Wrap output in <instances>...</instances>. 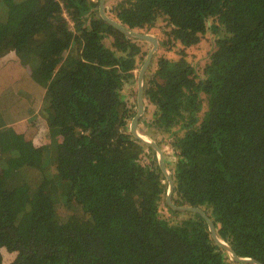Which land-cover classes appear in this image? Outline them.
<instances>
[{
  "label": "trees",
  "instance_id": "16d2710c",
  "mask_svg": "<svg viewBox=\"0 0 264 264\" xmlns=\"http://www.w3.org/2000/svg\"><path fill=\"white\" fill-rule=\"evenodd\" d=\"M108 1V16L158 39L137 128L170 140L172 161L157 144L171 202L264 264V0ZM98 5L0 0V58L14 55L5 105L23 98L21 67L40 101L31 122L28 105L0 106V264H253L167 204L156 151L130 133L137 97L124 102L148 42Z\"/></svg>",
  "mask_w": 264,
  "mask_h": 264
},
{
  "label": "water",
  "instance_id": "95a60500",
  "mask_svg": "<svg viewBox=\"0 0 264 264\" xmlns=\"http://www.w3.org/2000/svg\"><path fill=\"white\" fill-rule=\"evenodd\" d=\"M105 1L106 0H99V5H98V11H99V15L100 17L107 22L108 24H110L111 26L115 27L116 29H118L119 31H121L122 33L126 34L127 36L133 37V38H137L139 40H143L148 42V44L150 45L149 50L147 51V54L144 58L143 63L141 64L139 70H138V74H137V82H136V86H137V112L135 113V115L132 117L131 122H130V133L137 138L139 141H141L142 143L151 146L157 153V157H158V164L159 167L162 171V173L164 174V176L166 177V181H167V193H166V202L167 204L176 211H180V212H193V213H198L200 214L206 221L211 237L213 238V240L220 245L222 248H224L228 255L231 257V259L233 261L236 262H241V263H253V264H261L260 262H258L256 259L251 258V257H240L238 256L234 250L227 244L225 243L223 240H221L215 231L214 225L212 223V221L208 218V216L204 213L203 210H201L200 208L197 207H191V206H176L171 202V194L173 192L174 189V183H173V179L171 176V172L167 169L165 162H164V154L162 149L158 146V144L154 141H151L147 138H145L143 135L140 134L138 128H137V124H138V120L140 118V116L143 113L144 110V105H143V77L144 74L147 70V67L151 61L152 56L154 55V53L157 51L159 43L157 40V37L150 34V33H141V32H137L134 30H131L127 27H124L123 25H121L120 23H118L117 21H115L114 19H112L110 16L107 15V13L105 12Z\"/></svg>",
  "mask_w": 264,
  "mask_h": 264
},
{
  "label": "rangeland",
  "instance_id": "374dc122",
  "mask_svg": "<svg viewBox=\"0 0 264 264\" xmlns=\"http://www.w3.org/2000/svg\"><path fill=\"white\" fill-rule=\"evenodd\" d=\"M115 1H117V0H109L108 1V4H107V7L109 8L110 7V5H112ZM150 34H152V35H154V36H156L154 33H150ZM158 40V39H157ZM146 44V43H145ZM143 48H146L145 50H149V48H150V45L147 43L146 45H143ZM158 50H159V48H158ZM157 50V51H158ZM193 54H196L197 56H201L202 54H204L206 51V49H205V47H204V44H202L201 45V43H200V46H194V47H192L191 49H189ZM9 56H14L13 55V53H11V54H8V55H6L5 57H3V58H0V79L1 80H3L4 79V75H5V73H7V68L11 65L12 66V64L11 63H8V60H7V57H9ZM6 63V64H5ZM140 66H141V64L139 65V66H137V69H135L134 70V74H136V76H137V74H138V70H139V68H140ZM20 70L21 71H24L25 72V76H24V78H21L22 79V82L20 83V85H19V88H21V89H23V88H25V87H27L25 90H20V89H17V90H19V91H17V93L18 92H20V93H18L17 95H19V96H23V98H22V100L20 101V103L19 104H16V105H14V106H11L10 107V105H5V101H6V99H5V96H4V91L6 90L5 89V87H7L8 86V84H10V83H8L9 81H10V76L8 75L6 78H5V83H2L1 81H0V95L1 96H3L4 98H2L1 100H0V106H5V112H10L12 109H14V108H19L20 106H22V107H24V108H26L25 106H27L28 104H30V101H32V100H34V99H37L39 96L38 95H36L37 96V98H33L32 97V95L29 93L30 91L29 90H31V82H32V80H31V78H30V74H29V72L24 68V67H21L20 68ZM16 71V70H15ZM24 92V94H29L30 96H28V95H23L22 93ZM123 92V91H122ZM136 92H137V86L135 85L133 88H132V93H125L124 94V102L125 103H129L130 101L131 102H134V100L136 99ZM124 93V92H123ZM16 94V93H15ZM2 100H4V101H2ZM28 103V104H27ZM39 104H40V101H36V106H34V105H32L31 104V106H29L28 105V107H27V113H28V116H26V120L28 121V122H31L32 120V118H33V116L35 115V114H38V107H39ZM34 107H35V110H34ZM150 108V107H149ZM34 110V111H33ZM3 111V112H4ZM148 113H150L149 111H147ZM31 118V119H30ZM39 122H42L40 119H38V123H36L39 127H40V129L42 128H44V125L43 124H40ZM9 124H13V123H10V122H8ZM15 124V123H14ZM140 126H141V129H139V132H140V134L141 135H143L145 138H147V139H149V140H151V141H154V142H156V143H158L160 146H162V148H164V150L167 152V157H168V160L169 161H172L173 159H174V156H173V153H172V151L171 150H168V148H170L169 147V145H167V144H169L170 143V140L168 139V138H164V136L163 135H161L159 132H157L152 126H150V125H148L147 124V121H144V122H142L141 124H140ZM39 129V130H40ZM168 139V140H167ZM169 142V143H168ZM44 143V142H43ZM42 144V143H41ZM156 154V158L158 159V157H157V153H155ZM145 159V158H144ZM149 159V158H148ZM148 161V160H147ZM173 166H171V168H172ZM168 170L170 171V169L168 168ZM171 172V171H170Z\"/></svg>",
  "mask_w": 264,
  "mask_h": 264
},
{
  "label": "crops",
  "instance_id": "0c3cea01",
  "mask_svg": "<svg viewBox=\"0 0 264 264\" xmlns=\"http://www.w3.org/2000/svg\"><path fill=\"white\" fill-rule=\"evenodd\" d=\"M32 102H33V100H32V101H30V104H28V103H27V104H28L29 106H31Z\"/></svg>",
  "mask_w": 264,
  "mask_h": 264
}]
</instances>
